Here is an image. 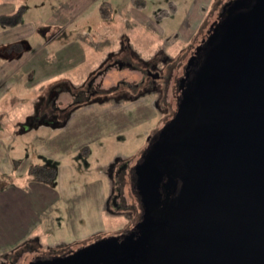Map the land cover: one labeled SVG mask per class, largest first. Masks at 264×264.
<instances>
[{
	"label": "rangeland",
	"instance_id": "1",
	"mask_svg": "<svg viewBox=\"0 0 264 264\" xmlns=\"http://www.w3.org/2000/svg\"><path fill=\"white\" fill-rule=\"evenodd\" d=\"M135 1L2 3L0 11H19L11 17L18 18V23L8 37H19L22 45H0V53L4 52L0 54V61H4L2 72L16 69L18 73L12 80L15 77L19 83L22 75L23 81L19 87L12 86L0 95V264H27L35 253L52 252L48 249L60 252L103 237L128 234L136 218L140 219L131 169L146 136L176 109L178 81L187 61L227 0H143L138 14L132 8ZM163 9L166 14L158 17L156 14ZM136 14L143 25L130 26L121 20L122 16L130 24L136 23ZM86 15L90 19L83 20ZM8 37L0 32V41ZM6 48L17 51L19 62L8 61L10 52ZM111 50L118 51L114 59H125L131 65H111L101 76L106 79L104 85L117 80L123 81L122 88L127 83H138L134 91L143 94L141 98L132 105L123 106L122 101H117L98 112H76L66 128L60 130L39 125L38 129L18 131V122L30 113L31 100L36 95L46 93L47 87L63 76L75 80L74 76L87 72L92 62L103 59L106 51ZM138 58L144 62L153 58L157 62V67H150L154 75L157 73L156 90H147L151 80L147 64L138 62ZM115 104L118 110L110 111ZM126 108H130V113L125 112ZM165 108L168 115L163 116ZM117 156L128 158L121 169L123 173L106 175L109 169L115 173L120 167L116 162L109 168ZM40 164L54 168L48 186L35 176L33 168H42ZM31 185L45 189L31 192L27 189ZM42 194L52 199L44 212V200L38 198ZM26 203L39 208L33 223L37 232L32 231L36 235L20 239L13 234L6 243V229L15 224L21 216L18 211ZM14 242H28L34 248L28 250L21 243L13 246Z\"/></svg>",
	"mask_w": 264,
	"mask_h": 264
},
{
	"label": "water",
	"instance_id": "2",
	"mask_svg": "<svg viewBox=\"0 0 264 264\" xmlns=\"http://www.w3.org/2000/svg\"><path fill=\"white\" fill-rule=\"evenodd\" d=\"M218 17L133 166L134 232L28 264H264V0Z\"/></svg>",
	"mask_w": 264,
	"mask_h": 264
},
{
	"label": "flooded vegetation",
	"instance_id": "3",
	"mask_svg": "<svg viewBox=\"0 0 264 264\" xmlns=\"http://www.w3.org/2000/svg\"><path fill=\"white\" fill-rule=\"evenodd\" d=\"M101 9V8H99ZM15 12V11H13ZM12 13V12H11ZM9 12H3L0 13V32L2 31L3 33L6 32V30L12 28L13 26H15L18 23V20H16V18H14V20L12 21V23L8 24V20H12V18L10 17V19L6 20L3 17L7 14H11ZM102 13V11H101ZM103 14V13H102ZM219 17H216L213 20V23H215V21H217ZM87 31V30H86ZM209 32V29L207 30L205 36L200 40L203 41L205 39V37L207 36ZM2 33V34H3ZM199 42V43H200ZM11 43L7 44H0V45H7V47L10 45ZM20 47V45H18ZM128 47V46H127ZM127 47L123 48V49H127ZM130 48V47H129ZM7 49V48H6ZM120 49V50H123ZM10 54L8 56V61L9 62H16V57L18 56L17 51L13 49H7ZM7 50L5 51L7 53ZM131 53L133 52L132 49ZM118 52V51H117ZM116 52V53H117ZM4 53V52H3ZM0 53V54H3ZM114 50L108 51L106 53V55L103 57V59L98 60L97 62L94 61L92 62V64L88 67V71L84 72L83 74L79 73L78 75L74 76L76 79L73 80L72 78H70L68 75L63 76V79L52 82L48 87H47V91L44 94L41 95H36L35 100L32 101L31 104V111L30 113H27L24 117L23 121H19V128L18 131L20 132H24L26 129H28L29 127H31V129H38L39 125L41 126H46L47 128H50L52 130H60L62 128H66V125L68 123H70V119L75 116L76 112H98L99 110H101V108L106 109L108 108L109 103L111 102H117V101H122L123 106H125L127 103L129 104H133L134 101H137L139 98H141L140 95L137 94V91H134V87L138 86V83L133 84V83H127L125 84L124 88H122V84L123 81H116L115 83L109 85V86H105L104 85V77L101 78L102 74H104L109 67H111V65H116L119 66L120 68L123 67V65L129 64L131 65L130 62H128L125 59L122 58H115L114 59ZM115 53V54H116ZM134 54V53H132ZM71 58V57H70ZM69 58V59H70ZM6 60V59H5ZM4 61H0V95L2 93H4L5 91L9 90L12 85L11 84H6V73L3 74L2 72V68H1V64ZM19 62V61H18ZM138 62H142L143 64H147V72L149 75V78L151 79L149 81L147 90H156L157 89V84H156V79L155 76H157V73L154 75V71H150V67L151 68H155L157 67V62L151 58L150 60L144 62L143 59L138 58ZM56 63V62H54ZM190 72L189 75H192V66H190ZM11 75H15V73H18V71H16V69H13L12 72H9ZM67 73V72H66ZM188 75V76H189ZM189 76V77H190ZM110 79V78H108ZM181 79V77H180ZM144 80V79H143ZM112 82V81H111ZM184 82V81H183ZM122 83V84H121ZM121 86V88H120ZM178 89V88H177ZM65 95H67L68 97L70 96V98L67 99V97H65ZM179 95V90L176 93V97H178ZM155 104H157L156 101H154ZM176 102V101H175ZM102 104H106L103 107L101 106ZM113 110H118V106L115 104L114 106H112L110 108V111ZM124 110V109H123ZM130 108H126L125 112L126 113H130ZM164 110V109H163ZM175 111V108H174ZM173 112H171L170 116L167 118H164L162 125L165 123V121H167L172 115ZM165 113H168V109L165 108L164 114H162L163 116L165 115ZM1 114V113H0ZM168 115V114H167ZM162 125L155 130L154 132L148 134L144 140V146L142 148V151L140 152V154H138L137 158H136V162H138L140 160L141 154L144 151V149L146 148V146L148 145V143H150V141H153L154 139H156L157 137V133L160 130V128L162 127ZM114 162L112 164L109 165V168L116 162H119L120 167L118 168V170H116V172L111 173V169H109V171L105 172L106 175L108 176H112L113 174L117 175V176H121V173H123V171L121 169H123L125 167L126 162L128 161V158H121V157H113ZM39 167L42 168H33L35 173H36V177L38 180H44L49 184V180L51 181V179H53L54 176V168L51 166H45L44 164H40ZM32 170V168L30 169V171ZM131 176L130 178L133 181V187H134V173H133V168L131 169ZM133 190H135L133 188ZM118 194V193H117ZM116 196V195H115ZM140 210V209H139ZM141 212V210H140ZM139 218H136L135 221L138 222ZM134 228L132 230H130V232H134ZM94 242V240L79 245L77 247L74 248H67V249H63L60 252H56L53 249L49 251V252L45 255L42 254H34L33 256H31L27 262H29L31 259H43V258H50L53 256H57V255H67L69 253H71L73 250L77 249L78 247H81L83 245H87L89 243ZM17 242V244L13 245H23L24 248H28L32 249L34 248V246H32L31 244H28V242ZM28 264V263H27ZM100 264V263H99Z\"/></svg>",
	"mask_w": 264,
	"mask_h": 264
},
{
	"label": "crops",
	"instance_id": "4",
	"mask_svg": "<svg viewBox=\"0 0 264 264\" xmlns=\"http://www.w3.org/2000/svg\"><path fill=\"white\" fill-rule=\"evenodd\" d=\"M5 1H7V0H4V1H2L1 3H0V7H1V5H2V3H4ZM9 2H6V5L8 4ZM130 6H132V5H130ZM4 8V10L6 9V7L4 6L3 7ZM99 8V7H98ZM133 8V10L134 11H136V13L138 14V12H139V7H136L135 6V8L134 7H132ZM131 11V10H130ZM129 11V12H130ZM3 12H7V11H0V13H3ZM9 13H11V12H13V11H8ZM99 12H101V9H99ZM137 14L136 15H134V16H136V18L138 19V17H137ZM89 15L90 14H88V17H89ZM84 18H83V20H85V19H90V18H88L87 17V15L86 16H83ZM100 19V18H99ZM121 20H122V22L124 23V24H129L130 26H132V25H137V26H140V24L141 25H143V21H142V19H138L139 21H136V23L134 22L133 24H130L131 22L129 21V20H127V19H125L124 17H122L121 16ZM141 20V21H140ZM16 26V25H15ZM14 26L12 27V28H10V29H8V30H6V32H2L3 33V35L5 36V37H8V36H10V34H11V32H14ZM101 35V34H100ZM15 38V37H14ZM19 37L17 38V39H11V38H9L8 37V40L6 39L5 41H0V44H4V43H7V44H9V43H11L12 42V45L14 46V45H16V46H18V45H20V48H22V45L21 44H19ZM10 41V42H9ZM128 44V43H127ZM106 53H107V51H106ZM140 57H141V55H140ZM100 59H102V58H99V60ZM16 62H18L17 61V58H16ZM6 81H5V83L7 84H11L12 86H18L19 87V85L18 84H21L22 83V81H23V79H22V75H20L19 76V83H17L16 82V80H15V77H14V80H12V78H13V75H11L10 73H6ZM35 98H36V96L33 98V100H35ZM31 102H32V100H31ZM31 129V127H29L28 129H26L24 132H26V131H28V130H30ZM109 179V178H108ZM47 183V182H46ZM47 186H48V183H47ZM115 188V187H114ZM28 190H30L31 192L33 191V192H35V190H39V189H42L43 191H44V189L45 188H39V186H33L32 187V185L31 186H28V188H27ZM51 193H54V190H51ZM15 195V194H14ZM57 196V195H56ZM52 197V196H51ZM38 198H41V199H43L44 201H43V204H42V207L44 208V210H43V212L48 208V206L51 204V198L50 199H47L46 197H45V195L44 194H42V195H38ZM18 202H22V201H18ZM24 202V201H23ZM37 210H39V208L37 209V208H35V207H33L32 206V203H26V205H24V206H21V208H20V210L18 211L19 212V214H21V216H19V218H16L15 219V224H13V225H9L8 227H7V229H6V235H7V237L6 238H4V239H8V240H6V243H8L9 241H10V239L9 238H11L10 236L11 235H15L17 238H22V237H24L25 235H27V238L28 237H31L32 235H36V233L35 232H37V228H36V224H33L35 221H36V219H35V217H36V214H39V213H37ZM21 217V218H20ZM18 224H20V225H18ZM33 224V225H32ZM45 229H46V225H45ZM32 231H35V232H32ZM18 232H20V234L18 235ZM17 235H16V234ZM29 233V234H28ZM12 245H14V244H16V242H14V243H11Z\"/></svg>",
	"mask_w": 264,
	"mask_h": 264
},
{
	"label": "trees",
	"instance_id": "5",
	"mask_svg": "<svg viewBox=\"0 0 264 264\" xmlns=\"http://www.w3.org/2000/svg\"><path fill=\"white\" fill-rule=\"evenodd\" d=\"M133 1H135V0H133ZM134 4H135L136 7H140V6L143 5V0L138 1V2L135 1ZM166 11H167L166 9H163L160 13H157L156 15H157L158 17H160V16L166 14ZM18 12H19V11H15V12H12L11 14H7V15H5L3 18L6 19V20H8V19H10V17H12V16H16ZM13 20H14V19H12V20H8V24L12 23ZM16 20H18V18H16Z\"/></svg>",
	"mask_w": 264,
	"mask_h": 264
},
{
	"label": "bare ground",
	"instance_id": "6",
	"mask_svg": "<svg viewBox=\"0 0 264 264\" xmlns=\"http://www.w3.org/2000/svg\"><path fill=\"white\" fill-rule=\"evenodd\" d=\"M115 174H113V177H114Z\"/></svg>",
	"mask_w": 264,
	"mask_h": 264
}]
</instances>
